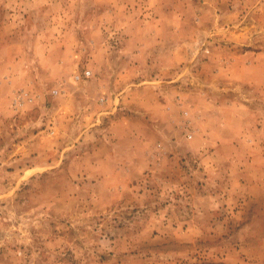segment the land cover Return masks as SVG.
<instances>
[{
    "label": "rangeland",
    "instance_id": "rangeland-1",
    "mask_svg": "<svg viewBox=\"0 0 264 264\" xmlns=\"http://www.w3.org/2000/svg\"><path fill=\"white\" fill-rule=\"evenodd\" d=\"M246 47L264 0H0V264H264Z\"/></svg>",
    "mask_w": 264,
    "mask_h": 264
},
{
    "label": "crops",
    "instance_id": "crops-1",
    "mask_svg": "<svg viewBox=\"0 0 264 264\" xmlns=\"http://www.w3.org/2000/svg\"><path fill=\"white\" fill-rule=\"evenodd\" d=\"M232 56L231 63L233 70L231 71L233 73V80L249 84L252 90L257 91L258 89L264 94V48L257 50L246 47L236 52L234 51ZM234 107L239 109V111L246 112L247 116L244 120L239 118V126L235 128L238 129L239 139L245 138V130L241 122L247 121V123L252 124V127L249 128V130H252L250 140L254 142L253 140L256 138L257 140L263 139L262 141H264V116H258L254 113L251 104L243 100L238 99ZM259 146L264 148L263 145Z\"/></svg>",
    "mask_w": 264,
    "mask_h": 264
},
{
    "label": "built area",
    "instance_id": "built-area-1",
    "mask_svg": "<svg viewBox=\"0 0 264 264\" xmlns=\"http://www.w3.org/2000/svg\"><path fill=\"white\" fill-rule=\"evenodd\" d=\"M91 73V71L90 70H86L85 71V75H89ZM77 78H80V76L79 75H77L76 76ZM55 91V93H57L58 91L57 90H54Z\"/></svg>",
    "mask_w": 264,
    "mask_h": 264
}]
</instances>
